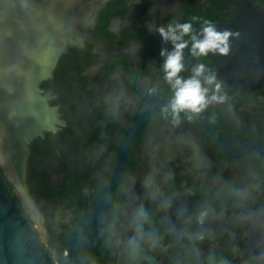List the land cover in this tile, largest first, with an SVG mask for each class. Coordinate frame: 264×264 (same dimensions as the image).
Masks as SVG:
<instances>
[{
  "label": "flooded vegetation",
  "instance_id": "obj_1",
  "mask_svg": "<svg viewBox=\"0 0 264 264\" xmlns=\"http://www.w3.org/2000/svg\"><path fill=\"white\" fill-rule=\"evenodd\" d=\"M73 2L74 13H83L75 29L59 45L50 39L46 49L34 48L24 68L16 61L17 33L0 21L7 38L0 60L13 66L1 73L0 95L8 89L0 98L1 150L10 156L18 201L37 217L57 259L111 176L120 138L148 106L141 96L169 107L173 90L159 53L172 45L156 28L233 25L243 9L242 0ZM249 25L244 37L261 42L264 22ZM190 47L180 75L204 63L224 99L198 114L182 111L178 122L171 109H160L138 128L103 237L92 253L82 252L84 264H264V86L234 89Z\"/></svg>",
  "mask_w": 264,
  "mask_h": 264
},
{
  "label": "water",
  "instance_id": "obj_2",
  "mask_svg": "<svg viewBox=\"0 0 264 264\" xmlns=\"http://www.w3.org/2000/svg\"><path fill=\"white\" fill-rule=\"evenodd\" d=\"M84 1L79 0L81 7ZM73 5V0H0V21L12 26L18 35L19 58L16 61L20 68H24L25 57L34 48L46 49L50 39L59 45V41L75 29L73 23L83 13H74ZM242 8L235 24L216 26L218 30L237 33L230 39L229 54L209 53L207 57L227 84L239 91H250L264 86V37L256 43L255 39L245 38L243 31L250 28V22H264V5L242 0ZM141 98L148 106L120 138L111 176L86 216L64 238L59 259L49 253L44 237L18 201L14 188L20 189V186L8 180L0 164V264H84L77 253H92L103 237L113 193L126 164L130 139L155 111L170 109L149 96Z\"/></svg>",
  "mask_w": 264,
  "mask_h": 264
},
{
  "label": "clouds",
  "instance_id": "obj_3",
  "mask_svg": "<svg viewBox=\"0 0 264 264\" xmlns=\"http://www.w3.org/2000/svg\"><path fill=\"white\" fill-rule=\"evenodd\" d=\"M197 20L198 17L191 18V21ZM156 31L164 44L172 45L171 49L162 48L159 55L163 58L164 79L173 90L169 107L174 119L178 122L182 111L198 114L211 102L222 101L224 97L218 95L222 85L214 74L207 71L204 63L195 64L188 78L180 75L185 68L184 50L191 43L189 51L193 57L207 56L209 53L227 56L230 39L237 33L228 29L218 30L209 20L203 21L199 31L194 29L192 22H169L166 27H157Z\"/></svg>",
  "mask_w": 264,
  "mask_h": 264
},
{
  "label": "bare ground",
  "instance_id": "obj_4",
  "mask_svg": "<svg viewBox=\"0 0 264 264\" xmlns=\"http://www.w3.org/2000/svg\"><path fill=\"white\" fill-rule=\"evenodd\" d=\"M5 25L6 24H3V23L0 24V28L3 29L5 27ZM34 57H35L36 61H38V60L42 61V56L41 55L38 56V54L37 55L35 54ZM34 57H33V59H34ZM0 67L3 68V70L0 71V74L1 73L4 74L5 72L9 73V71L10 72L13 71L12 64H9V63H7L5 61H0ZM40 68H41V66H39L38 69L36 71H34L33 77L36 78L37 76H39L41 74L40 71H38V70H40ZM7 69H8V71H7ZM13 105H14V107L11 110V116L14 117L17 114V112H18V105L17 104H13ZM5 144L6 143L4 141V137L1 136V133H0V164H1V166L3 168V171H4L5 175H6V177L8 178V180L10 182H12V183H17L15 175H14V172H13V170L10 167V163H11L10 156L6 152L3 153V151L1 150V149H3V147H5ZM24 207H26L25 204H24Z\"/></svg>",
  "mask_w": 264,
  "mask_h": 264
},
{
  "label": "rangeland",
  "instance_id": "obj_5",
  "mask_svg": "<svg viewBox=\"0 0 264 264\" xmlns=\"http://www.w3.org/2000/svg\"><path fill=\"white\" fill-rule=\"evenodd\" d=\"M5 41H7V38L2 34L1 36H0V54H2V52H3V50H2V47L4 46V43H5ZM3 79H4V77L0 74V87L2 88V89H4V87L5 86H3V85H1V81H2V83H3ZM4 84V83H3ZM5 85V84H4ZM6 89V88H5ZM8 90V89H7ZM3 91L2 90V92H1V95H0V98H4L5 96H6V94H8V91ZM1 100V99H0ZM4 100V99H3ZM26 109V107H24L23 109H22V112L24 111ZM22 115H23V118H26V117H28V115L27 114H23L22 113ZM14 131H15V129H14ZM26 205V207H29L27 204H25ZM25 207V208H26ZM26 209H29V208H26ZM31 209V208H30ZM28 212H30L31 214H32V210H28ZM33 220H36L37 221V217H35V215H33V218H32ZM45 244L47 245V241L45 240Z\"/></svg>",
  "mask_w": 264,
  "mask_h": 264
},
{
  "label": "trees",
  "instance_id": "obj_6",
  "mask_svg": "<svg viewBox=\"0 0 264 264\" xmlns=\"http://www.w3.org/2000/svg\"><path fill=\"white\" fill-rule=\"evenodd\" d=\"M63 247H64V240L60 243V245L58 246V251H57V255L58 257H60L62 255L63 252ZM97 253L99 254L100 251H97ZM84 253L80 252L77 253V256L79 257V259L83 262V257H84Z\"/></svg>",
  "mask_w": 264,
  "mask_h": 264
}]
</instances>
